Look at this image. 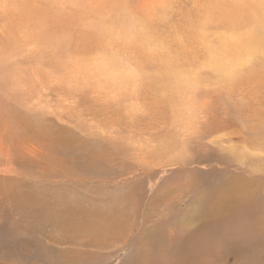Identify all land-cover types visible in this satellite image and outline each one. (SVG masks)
<instances>
[{"label": "rangeland", "instance_id": "1", "mask_svg": "<svg viewBox=\"0 0 264 264\" xmlns=\"http://www.w3.org/2000/svg\"><path fill=\"white\" fill-rule=\"evenodd\" d=\"M262 23L264 0H0V264H264Z\"/></svg>", "mask_w": 264, "mask_h": 264}, {"label": "bare ground", "instance_id": "2", "mask_svg": "<svg viewBox=\"0 0 264 264\" xmlns=\"http://www.w3.org/2000/svg\"><path fill=\"white\" fill-rule=\"evenodd\" d=\"M100 5V4H99ZM99 5H97V6H99ZM86 10V9H85ZM87 11V10H86ZM86 11H84V12H86ZM96 17V16H95ZM88 19V18H87ZM99 19V18H98ZM96 20V19H95ZM100 20V19H99ZM107 20V19H106ZM259 28H260V30L262 31L261 33H260V35L258 36V38H259V42H260V45L262 46V47H264V23H262V24H260L259 25ZM225 48H227V45L225 46ZM259 48H261L260 46H257V47H254V46H250L249 48H245V47H241L240 49H238V50H234L233 51V54H234V58H238V57H241V56H245V55H248V54H250L251 55V53H254L257 49H259ZM244 56L242 57V58H244ZM233 58V59H234ZM215 64V67L216 68H222V66L224 67V68H228V67H233L232 66V62L230 61V60H227V61H225V63L223 64V65H221V64H219V63H217V62H215L214 63ZM233 146V145H232ZM241 191V190H240ZM232 193V192H231ZM239 194V193H238ZM242 194L243 193H240L239 194V196L241 197L242 196ZM232 196H234V193H232ZM237 196V195H236ZM238 197V196H237ZM256 198V197H255ZM231 207V206H230ZM215 210H216V208H215ZM254 210V209H253ZM214 211V210H213ZM217 211V210H216ZM115 227H116V225H114ZM114 233V232H113Z\"/></svg>", "mask_w": 264, "mask_h": 264}]
</instances>
